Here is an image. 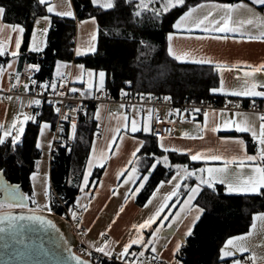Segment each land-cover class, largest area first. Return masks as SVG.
I'll return each instance as SVG.
<instances>
[{
  "label": "crops",
  "instance_id": "obj_1",
  "mask_svg": "<svg viewBox=\"0 0 264 264\" xmlns=\"http://www.w3.org/2000/svg\"><path fill=\"white\" fill-rule=\"evenodd\" d=\"M104 2L105 0H99V3L101 4ZM240 2H242L247 7L238 8L236 11L232 12L230 14L229 20V26L238 29V32L236 33L220 34L215 32H205L202 28L195 29L192 27L194 21L202 19L207 14L212 4L221 3L217 1H205L196 5L199 6L203 4L205 7H198V10L193 13L192 17L182 25V29L180 30H177L174 27V25L178 22V18L173 25V31L170 32L167 37V48L171 58L180 64L212 67L218 75L219 84L221 78L223 79L226 91H241L245 88L251 87L252 83L264 85V70H254L257 67L264 65V41L259 39H248V36L250 35L259 36L264 33V26H262L259 19L260 15H264V9L255 8L253 11H249L247 8L251 6L248 5V2ZM236 3L237 2L227 4L235 5ZM42 7L46 12L45 7ZM57 10H71L73 11L75 17L72 0H69L66 5H57ZM253 12H255L257 15H253ZM46 15L49 16V20L43 19V17ZM46 15L36 17L34 20L33 32L29 44L30 50L34 43L41 45L42 49H44L46 45V37L52 17L57 16L55 14L47 13ZM224 15L225 13L222 11L214 10V14L212 17H210V20H219ZM57 17L73 19L71 17L64 16ZM92 19L93 18H88L78 21L76 25L74 53L77 57L92 54L89 53L85 55H76V50L82 49V45H85L89 41L92 34L97 35V40L94 42V44L96 50L98 48L99 27L95 18L94 19L96 23L93 25L91 22ZM250 20L252 21L251 24H249ZM10 26L12 25L5 23L2 18V22H0V33H2V35H0V40L5 41V47L8 48L9 53L14 50V43L17 39V34L10 32ZM190 27H192V30L187 31L186 29ZM45 29H47L46 34L44 32ZM8 35L12 36L11 43H8L7 41ZM225 35L227 36L226 39L215 38L216 36L224 37ZM170 36L172 39H169ZM170 48L173 50L172 52H169ZM18 55L11 59V61L8 63L9 65H12V67H6L4 69V73L0 74V124L4 125L5 130L10 128L8 127V123L10 121V113L12 111V116L14 119L17 116H21L22 119V114L31 113V108L35 106V104L31 102L34 99L41 101V95L45 94L49 89H51H45L43 87L45 84H56L57 87H59L66 81H69L70 89H78L77 93H79L82 99L90 100L94 98L97 92L95 89L98 86L99 72L73 62H58L55 67L53 78L50 82L31 85V81H25L22 83H29L30 89L24 90L20 88L22 92L21 96L12 94V85H14L16 82L17 74H21L23 69L27 66L34 65L29 63L25 58H20ZM177 55L182 57V59H175V56ZM200 59H211L213 61V65H202L192 62ZM217 63L228 65V68H225L222 72H218L214 66ZM58 71L64 76V78H61V75H58ZM89 72L93 73L91 78L93 81L92 89H89L88 86ZM8 73H10L11 76H9ZM77 77H79V79ZM257 91H264V88L258 87ZM220 95L225 97L253 100L243 96L237 97L224 94ZM9 96H11L12 99H8ZM257 100L262 101L264 104V98L256 97L254 101ZM232 103L242 105L241 102H226V104ZM243 106L246 107L245 105ZM176 110L177 109L175 108L163 109V114L166 121H170V123L173 125L172 135L163 137L161 139L156 138V140H154V136L149 133L137 132L135 134H131L130 132H121L117 135V142L113 144L112 150L109 151L107 150L106 145L110 142V137L112 135L110 130L115 129L118 126L123 127V121L121 119L123 116H136L138 122H141L143 126V124L148 123V114L152 113L153 119L150 123L153 129L154 114L156 111H158V109L153 108V106L141 108L140 106L135 105L132 106L130 110H128L127 106L121 101H103L96 105L95 113L100 114V119L96 120L94 118V120L96 121L97 126H102V129L99 131L97 127L96 136L91 144L84 174H86L88 171L87 165L90 161L93 164L92 175L95 170L101 168L96 166V158L99 156L101 149L105 150L107 159L104 163V167L101 168L102 173L98 183L91 186V175L89 178V187L85 188L84 192H81L78 195L74 205L70 206L72 212L76 211L77 216L79 217V219L73 218L71 212L74 226L78 230L84 257L89 259H95L94 257L106 258L120 264H128V262L132 261L133 259L131 256L127 258V261H125L124 258L116 259L115 257L119 255V253L122 251V248L125 246V244L130 242L131 239L136 238L137 235H143L145 240L149 241L150 246L156 247L158 251L156 253L146 251L143 258L137 256L135 258L137 264H158L160 261H164L166 264H181L179 261H177V254H173V250L176 244L181 243L182 241L184 242L188 238V236L184 235V232L186 231L184 226L187 223L186 220L183 224H172L174 216H169L167 220L163 219L162 216L161 219L157 220L156 223L152 225L151 229L138 231L137 228L133 227L134 225L138 226L149 216L155 214L159 204L163 202V197L173 190L172 185L168 183V181L171 179L170 178L169 180L165 181L164 187L156 193V198L153 199L151 205L145 207L146 202L150 197L153 196L157 186L153 190L148 200L142 206L137 204L138 196L144 189L137 196H135V198H133L130 194V189H134L139 184V181H137L136 185L131 183L126 185L123 183V180L129 173L125 172L124 176L119 175V173L125 169L135 166L141 168L145 167L146 165V159L144 158L141 160L142 163L140 165H134L130 163V161L133 160L131 153L137 146L135 140L143 141L145 143V147L147 146L148 142H155L156 149L161 153L154 155L161 161H163L164 156H167V163L169 165V167L162 165H157V167L162 166L165 169L172 170V176L175 174L176 166H180L179 170L181 173H183L185 166H187L190 171L198 170L201 167L225 169V171H214L212 175L215 184H220L219 181L223 179L225 183L220 185H224L226 187L228 183L238 186L250 175H253V165L251 163H246L242 168L238 162L226 164L225 161H230L233 155H242L241 147L235 143L237 139H243L246 145V152L249 155H258V144L253 140L250 133H240L235 130H225L223 121L225 119L234 120L241 125L247 122L250 127L258 132L259 126L261 124L260 114L254 110L220 107L208 109L205 112L196 114L195 117H193L192 113L187 114L183 111H180V114L176 115ZM169 113H172L173 115L169 116ZM203 113H208L206 127ZM68 120L69 136L72 139L74 134L71 124L73 122L76 124L77 117L74 116L73 119L69 118ZM44 123L45 122H43L40 126L37 140V147L41 151V159L39 160L37 171L31 175L34 201L32 207L29 206L28 209L51 212L48 196L51 192L50 165L53 154L54 127L51 123L47 122L50 127L45 129L43 127ZM26 125L27 123L24 125V131ZM214 127H219L220 130L213 132L212 129ZM185 133L188 134V137L192 138H186ZM133 136L135 137V140L133 139ZM243 136H247L255 142V153L248 151L247 141ZM22 137L23 135L20 138L21 140ZM158 141L162 142L169 148L175 147L181 150L191 149L193 153L203 152L205 155L215 154L220 155L223 157V159L217 161L207 160L193 162L190 160L189 155L179 154L178 152L171 151L164 152L158 146ZM93 147L97 149L95 157L92 155L91 151ZM144 148H142L140 153H138V158ZM190 163L196 164L197 166L191 167L189 165ZM141 174L144 173L141 171ZM203 175L205 179L208 178L207 173H204ZM33 176H35V179H33ZM185 183H187L189 186H194L197 183V180L195 178H191ZM201 187L203 189V187L206 186ZM46 191L48 192V195H45ZM184 191L186 190L182 185V194ZM195 202L196 200L193 202V204H195ZM181 207V204H176L174 208L170 206L168 209H165V213L169 211L175 213ZM121 208L124 209L123 212H120ZM262 214H257L254 217H259ZM202 215L203 212L200 214V218ZM170 224L172 225L171 227H169ZM253 224L256 225L255 228L252 227ZM161 225H163V227H161ZM156 228H161V232L158 236H156V233L154 232V229ZM262 232H264V219L253 218L252 224L246 233L231 237L235 244H243L248 248V251L237 252L234 257H224L222 252L221 259L230 260V264H233L235 259H239L241 264H248L249 262H251V264H260L261 258L264 257V246H262L264 245V241L259 238L260 233ZM152 236H156L154 243L151 241ZM237 237H244V239L242 241L236 240L235 238ZM97 247H104L106 252L111 251L113 255L106 256L104 253L96 251ZM141 250H143L141 246L134 245L130 249V252L138 253ZM253 256L257 257V259L253 260Z\"/></svg>",
  "mask_w": 264,
  "mask_h": 264
},
{
  "label": "trees",
  "instance_id": "obj_2",
  "mask_svg": "<svg viewBox=\"0 0 264 264\" xmlns=\"http://www.w3.org/2000/svg\"><path fill=\"white\" fill-rule=\"evenodd\" d=\"M205 1L237 2L187 0V7L191 8ZM114 3V9L103 10L94 6L90 0H72L75 17L68 19L53 16L44 49L33 52L29 49V44L34 20L46 15L44 8L37 0H0V6L5 8L4 22L20 25L25 29L18 56L39 66V71L32 76L36 84L50 82L58 62H73L97 72H105L103 89L115 99L129 92L170 97L176 102L197 100L222 106L227 101H232L241 102L245 106L252 103L263 105L258 100L213 94L210 89L218 87L219 81L212 67L180 64L171 58L167 37L173 31L174 23L186 11L185 8L170 10L159 17L151 15L149 11L137 18L134 8L125 3V0H114ZM162 7L161 3L155 5L157 10ZM88 18L97 20L98 48L92 54L77 57L74 53L76 25L78 21ZM11 59L13 57L10 54L0 57V66L8 64ZM95 110L96 105L88 103L85 110L77 114L75 134L70 143L61 146L52 154L51 192L48 199L51 212L62 217H66V209L74 205L81 193L79 188L98 127L94 120ZM30 115H35L36 119L27 123L19 147H9L8 143L0 146V172L3 173L0 177L8 187H20L21 195L32 207L34 193L31 175L37 171L41 159V151L37 147L39 129L43 122L54 126L58 114L48 100L42 99L41 104L31 108ZM66 127L68 131V123ZM243 137L247 141L248 151L255 153V142L247 136ZM152 153L161 152L156 149L155 142H148L139 158L146 159V165H151L153 160L148 158V154ZM189 165L197 166L191 163ZM141 171L146 172V167H141ZM101 173V168L95 170L91 177V186L98 183ZM172 174V170L158 166L138 196L137 204L142 206L159 182L169 180ZM2 192L4 193H0V201L4 202L3 195L6 193ZM8 199L14 198L8 196ZM195 204L204 211L193 229V234L183 242L176 256L181 264H230V260L221 259L226 242L233 236L246 233L254 216L264 213V196L230 194L220 184H215L211 189L203 187ZM92 260L96 264H120L106 258Z\"/></svg>",
  "mask_w": 264,
  "mask_h": 264
},
{
  "label": "snow or ice",
  "instance_id": "obj_3",
  "mask_svg": "<svg viewBox=\"0 0 264 264\" xmlns=\"http://www.w3.org/2000/svg\"><path fill=\"white\" fill-rule=\"evenodd\" d=\"M38 4L42 5L46 9L47 14H55L57 16H64V17H71L74 18V13L71 10H63L59 11L57 10V5L63 6L66 5L69 0H37ZM90 2L96 6L100 7L103 10H112L115 7L114 0H105L104 3H99V0H90ZM125 3L129 4L131 7L134 8V14L137 18H140L142 15H144L145 12H151V15L159 17L162 14H166L168 11L178 8H185L186 11L179 17L178 22L174 25L175 29L180 30L182 29V25L188 21L193 13H195L199 8L205 7V5H199V6H192L191 8L187 7V0H125ZM161 3L163 4V7L159 10L155 8V5ZM248 5L251 7H248L247 10L253 11L255 8H261L264 9V0H248ZM247 6L244 5L240 0H237V3L235 5L233 4H227V3H215L210 6L209 11L207 14L202 18L194 21L193 26L195 29H203L205 32H215L220 34H228V33H236L238 32L237 28L230 27L229 26V20H230V14L234 11H236L238 8H246ZM214 10L222 11L225 13L224 16L221 17L219 20H210V17L213 16ZM5 13V8L0 6V22H2V18ZM253 15H257L255 12H253ZM45 20H49V16L46 15L43 17ZM259 19L261 21L262 26H264V15H260ZM93 25H95V19L93 18L92 21ZM252 21H249V24H251ZM192 27L186 29L187 31H191ZM25 29L22 26L18 25H12L10 26V32L17 34V39L14 43V50H12L9 53V50L7 47H5V41L0 40V57L11 55L13 58H15L21 48V42L23 38V33ZM45 34L47 32V29L44 30ZM2 35V33H0ZM216 39L221 38H227L225 35L224 37L216 36ZM169 39H172L170 36ZM249 40H255L259 39L261 41H264V33H262L259 36H248ZM97 40V35L92 34L90 36L89 41L82 45V49L76 50V55H85L89 53L95 52V44L94 42ZM8 43L12 42V36H7ZM32 51L34 52H40L42 51V46L33 44ZM173 50L170 48L169 52H172ZM174 54V53H173ZM175 55V54H174ZM175 59L181 60L182 57L175 56ZM193 63L202 64V65H213V61L211 59H200L192 61ZM215 68L218 72H222L225 68H228V65H222V64H215ZM5 67H12V65H9L5 63V65L0 66V74L4 73ZM82 67V66H81ZM31 70L33 72L39 71V66L32 65ZM255 71H261L264 70V65H261L254 69ZM58 75H61L58 71ZM66 75V74H64ZM89 80H88V86L89 89L93 88V81L92 76L93 73H88ZM98 86L96 87V91H101L104 88L105 84V77L106 73L101 71L98 73ZM61 78H64L63 75H61ZM79 79V77H77ZM36 81L32 80L31 85H36ZM130 83V82H129ZM13 88L20 87L24 90L30 89L29 83H22L20 80V74H17L16 82L14 85H12ZM45 89L52 88L56 89V84H45L43 85ZM261 87L264 88V85H257L256 83H252L251 87L245 88L241 91H226L224 81L221 78L220 84L216 88L210 89V92L213 94H224V95H232L237 97H248L251 99H255L256 97L264 98V91H257V88ZM69 91L73 94L78 92V89L71 88ZM61 95H64V93H60ZM8 99H12L11 96L8 97ZM165 100H170V97H165ZM31 103L35 105L41 104V101L38 99H34ZM57 113L60 112V108L57 107L55 109ZM155 111V110H153ZM179 109L176 110V115L180 114ZM201 109H193L192 115L195 117L196 114L201 113ZM169 116L173 115L172 113L168 114ZM205 117V127L207 122L208 113H203ZM223 115V114H222ZM21 116H17L14 119V122L12 126L5 130L4 125L0 124V146L5 145L6 143L9 144V147L16 148L19 147L21 141V136L24 133V125L28 123L29 121H33L36 119L35 115L30 114H22ZM65 119H69V117L65 116ZM94 118L96 120L100 119V114L95 113ZM123 127H116L115 129L110 130L112 132V135L110 137V142L107 143L106 148L107 150H112L113 144L117 142V135L121 132L124 133H131L135 134L137 132H143V133H149L153 136L156 135V132L153 131L151 127V121L153 119L152 113H149L147 116L148 123L141 124V122H138V119L136 116L129 117L127 115L123 116ZM261 124L259 126V131L257 132L255 129L250 127L247 122L245 124L241 125L240 123H237L234 120H227L225 119L223 121L224 129L225 130H235L240 133H250L253 140L258 144V155H249L246 152V145L243 139H237L235 143L241 147L242 149V155H233L230 161H225V163H239L240 166L243 168L246 163H251L253 165L252 167V173L253 175H250L246 180H244L241 184L238 186H234L232 183H228L226 185L227 191L230 194H246V195H262L264 196V114L260 115ZM170 122V121H169ZM43 127L45 129L49 128V124L47 122L44 123ZM71 127L73 129V134H75L76 124L73 122L71 124ZM219 127H214L212 129L213 132L219 131ZM186 138H192L188 137V134L185 133ZM202 138V137H201ZM133 139L135 140V137L133 136ZM137 146L132 151L131 155L133 157V160L130 161L131 164L134 165H140L142 163L141 159L138 158V153H140L141 149L145 147V143L143 141L135 140ZM158 146L164 151V152H178L179 154H186L190 156V160L193 162H199V161H217L223 159L220 155H205L203 152H195L193 153L191 149L188 150H181L177 149L175 147L169 148L165 146L162 142L158 141ZM92 155L95 157L97 153V149L95 147L92 148ZM118 151V149H117ZM148 158H151L153 160V163L151 165H145L146 172L144 174H141V168L138 166L131 167L128 169H125L119 173V175L124 176L125 172H128L129 174L126 176V178L123 180L124 184H133L136 185L137 181H139V184L134 188L130 189V194L133 198L137 196L145 187L146 183L149 181L151 175L153 172H155L157 165H162L165 167H169L168 165V157L164 156L163 161H161L159 158H157L154 154H148ZM107 156L105 153V150L101 149L99 152V156L96 158V166L97 167H104V163L106 162ZM92 168L93 164L90 161L87 165V173L83 175L82 177V186H80L79 191L84 192L85 188L89 187V178L92 175ZM180 166H176L175 174L171 177V179L168 181L169 184L172 185L173 190L169 192L166 196L163 197V202L159 204L158 209L156 210L155 214L149 216L144 222L139 224L138 226L134 225L133 227L137 228L138 231L145 230V229H151L152 225L156 223L157 220L161 219L163 216V219L167 220L169 216H174V219L172 220V224L176 223H184L186 220L187 223L184 225L186 231L184 232L185 236H191L193 234V229L196 225V223L200 220V214L204 211L203 208L199 207L198 205L193 204V202L198 197L199 193L202 190L201 186H206L207 188L211 189L214 187L215 181L213 179V172L214 171H225V169H213L211 167L204 168L201 167L198 170H189L187 166L184 167L183 173L179 170ZM204 173H207V179L204 178ZM3 173L0 172V176H2ZM191 178H195L197 180V183L194 186H189L186 181H188ZM33 179H35V176H33ZM220 184H224L225 181L221 179L219 181ZM165 185V181H160L157 185V188L155 189L153 196L149 198V200L146 202L145 207L152 204L153 199L156 198V193L160 191L161 188H163ZM182 185L186 191L181 192ZM13 195L15 194V190H13ZM115 194V193H113ZM45 195H48V192H45ZM176 204H181L182 207L176 211L175 213L169 211L165 213V209H168L170 206L175 207ZM86 207V206H85ZM124 209L121 208L120 212H123ZM183 213V215H182ZM73 218L79 219L77 216L76 211L72 212ZM17 219H24V217H18ZM29 219H35L42 223H48L51 224V221H46L43 217H30ZM254 219H264V214H262L259 217H254ZM172 225L170 224L169 227ZM163 227V225H161ZM253 228L256 227L255 224L252 225ZM2 231V229H0ZM154 232L156 233V236H158L161 232V228L154 229ZM103 235V234H102ZM156 236L151 237L152 243L155 242ZM259 238L264 241V232L260 233ZM236 240H243L244 237H237ZM182 243H178L175 245V248L173 250V254H178L180 252V249L182 247ZM134 245H139L143 250L137 252H130V249ZM264 246V245H262ZM96 251L104 253L106 256H112L113 253L111 251H105L104 247H97ZM150 251L152 253H156L158 250L156 247H151L149 244V241L145 240L143 235H137L136 238L131 239L130 242L125 244V246L122 248V251L117 255L116 259L124 258L125 261H127V258L131 256L133 259L132 261H129L128 264H137L136 257L139 256L143 258L145 256V252ZM248 248L244 246L243 244H235L233 239H229L226 242V245L222 249L223 256L224 257H234L237 252H247ZM253 260L257 259V257L253 256ZM78 264H87V262L83 260H78ZM233 264H241V261L239 259H235L233 261ZM260 264H264V257L261 258Z\"/></svg>",
  "mask_w": 264,
  "mask_h": 264
},
{
  "label": "water",
  "instance_id": "obj_4",
  "mask_svg": "<svg viewBox=\"0 0 264 264\" xmlns=\"http://www.w3.org/2000/svg\"><path fill=\"white\" fill-rule=\"evenodd\" d=\"M0 191L28 205L20 187H8L1 177ZM21 216L24 219H17ZM34 216L51 224L29 219ZM0 229V264H78V260L96 264L75 251L79 239L72 223L53 212L27 208L0 211Z\"/></svg>",
  "mask_w": 264,
  "mask_h": 264
},
{
  "label": "built area",
  "instance_id": "obj_5",
  "mask_svg": "<svg viewBox=\"0 0 264 264\" xmlns=\"http://www.w3.org/2000/svg\"><path fill=\"white\" fill-rule=\"evenodd\" d=\"M34 72L31 70V66H27L23 69L20 74L21 82L25 81H32V76ZM11 76L10 73H8ZM70 89V82L66 81L61 86L57 87L56 89H49L45 94L41 95L42 99L48 100L50 104H52L55 109L57 107L60 108V112L58 114V119L53 126V133H54V143H53V152L59 150L61 146L67 145L70 143L71 138L69 136V130L67 131L66 123L69 124V120L65 119L64 117L67 116L71 119L73 117H77V114L85 110L86 105L88 103H93L97 105L100 102H112V101H121L127 106V109L130 110L132 106L138 105L141 108L146 106H153V108H157L158 111L154 114L153 120V131L156 132L154 136L157 139H161L163 137L169 136L173 134V125L166 121L163 109L164 108H175L179 109L187 114L192 113L193 109H201V113L205 112L208 109L220 108V107H228L233 109H247V110H254L258 114H264V104H251L249 106L244 107L241 104H224L222 106L215 105L211 102L205 101H197V100H187L184 102H176L172 99L165 100V97H159L154 94H134V93H124L120 98L115 99L109 93L104 90L97 91L94 98L90 100L82 99L79 93H71ZM60 93H64L61 95ZM12 94L21 96L22 92L20 87L13 88ZM102 126H98V130L101 131ZM71 208L66 209V219H68L75 230V233L78 234V230L74 226V222L71 217ZM80 255H83V249L81 245L76 250ZM96 260L98 257H94ZM158 264H166L164 261L158 262ZM248 264H251L249 262Z\"/></svg>",
  "mask_w": 264,
  "mask_h": 264
},
{
  "label": "rangeland",
  "instance_id": "obj_6",
  "mask_svg": "<svg viewBox=\"0 0 264 264\" xmlns=\"http://www.w3.org/2000/svg\"><path fill=\"white\" fill-rule=\"evenodd\" d=\"M12 112L10 113V119H9L10 121L8 123L9 124L8 127H11L13 124L14 117L12 116ZM0 193H4V192L0 191ZM0 195H2V194H0ZM3 197L5 198V201L4 202L0 201V211L17 210V209H23V208L28 209V207H29V205L25 206L22 203V201H17L15 199H13V200L8 199V196L6 194L3 195ZM22 198H24V197L22 196ZM174 264H177V263H174Z\"/></svg>",
  "mask_w": 264,
  "mask_h": 264
},
{
  "label": "bare ground",
  "instance_id": "obj_7",
  "mask_svg": "<svg viewBox=\"0 0 264 264\" xmlns=\"http://www.w3.org/2000/svg\"><path fill=\"white\" fill-rule=\"evenodd\" d=\"M78 239H79V246H80V245H81V241H80V237H79V235H78ZM79 246H78V247H79ZM76 250H77V249H76ZM76 250H75V251H76ZM76 252H77V251H76ZM77 253H78V252H77ZM81 256H83V257H84V254H83V255H81ZM85 258H86V257H85ZM88 259H89V258H88ZM91 260H92V259H91Z\"/></svg>",
  "mask_w": 264,
  "mask_h": 264
}]
</instances>
